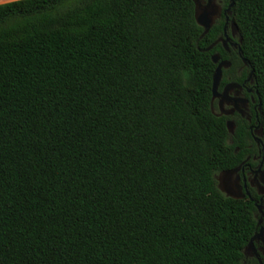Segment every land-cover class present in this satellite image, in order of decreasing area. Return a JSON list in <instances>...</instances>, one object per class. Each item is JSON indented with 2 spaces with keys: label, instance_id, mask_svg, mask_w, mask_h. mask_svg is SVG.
Listing matches in <instances>:
<instances>
[{
  "label": "trees",
  "instance_id": "1",
  "mask_svg": "<svg viewBox=\"0 0 264 264\" xmlns=\"http://www.w3.org/2000/svg\"><path fill=\"white\" fill-rule=\"evenodd\" d=\"M232 17L264 135V0ZM202 31L193 0L0 3V264H244Z\"/></svg>",
  "mask_w": 264,
  "mask_h": 264
},
{
  "label": "flooded vegetation",
  "instance_id": "2",
  "mask_svg": "<svg viewBox=\"0 0 264 264\" xmlns=\"http://www.w3.org/2000/svg\"><path fill=\"white\" fill-rule=\"evenodd\" d=\"M199 12L209 21L205 47L212 45L215 67L220 66L212 108L229 123L228 142L236 156L235 170L218 183L254 206L256 219L251 244L244 248V264H264V135L263 111L253 66L242 50V37L232 17L234 0H198ZM203 29L204 27L201 26ZM249 239V240H250Z\"/></svg>",
  "mask_w": 264,
  "mask_h": 264
},
{
  "label": "water",
  "instance_id": "3",
  "mask_svg": "<svg viewBox=\"0 0 264 264\" xmlns=\"http://www.w3.org/2000/svg\"><path fill=\"white\" fill-rule=\"evenodd\" d=\"M193 2H194V17H195V20L200 26L204 27V29H203V31H202V33L200 35V37H203L204 34L208 31L209 21L205 18L206 17L205 15H201L200 14L198 0H193ZM235 26H237V25H235ZM211 47H212V45H209V46L205 47L203 50L209 51ZM211 60L213 62L216 60V55L215 54L211 55ZM219 77H220V66L218 65L214 69V72H213L211 107H212L213 100H214V98H215V96L217 94V83H218ZM212 110H213V108H212ZM227 128H229V123L227 124ZM234 170H235V168H233V169H224L222 171V175L227 177ZM218 186H219L220 190L225 193L226 196L233 197V198H239L240 197L238 194L234 193L231 190H228L226 187L222 186L220 183H218ZM250 244H251V239L248 241V243L245 246V248H247Z\"/></svg>",
  "mask_w": 264,
  "mask_h": 264
},
{
  "label": "crops",
  "instance_id": "4",
  "mask_svg": "<svg viewBox=\"0 0 264 264\" xmlns=\"http://www.w3.org/2000/svg\"><path fill=\"white\" fill-rule=\"evenodd\" d=\"M7 1H10V0H0V3L7 2Z\"/></svg>",
  "mask_w": 264,
  "mask_h": 264
},
{
  "label": "rangeland",
  "instance_id": "5",
  "mask_svg": "<svg viewBox=\"0 0 264 264\" xmlns=\"http://www.w3.org/2000/svg\"><path fill=\"white\" fill-rule=\"evenodd\" d=\"M11 1V0H10Z\"/></svg>",
  "mask_w": 264,
  "mask_h": 264
}]
</instances>
